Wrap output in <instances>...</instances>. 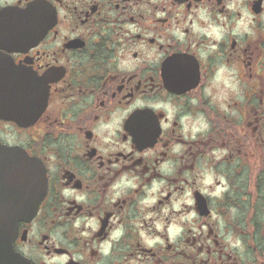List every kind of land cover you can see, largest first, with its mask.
Listing matches in <instances>:
<instances>
[{
    "label": "flooded vegetation",
    "instance_id": "obj_1",
    "mask_svg": "<svg viewBox=\"0 0 264 264\" xmlns=\"http://www.w3.org/2000/svg\"><path fill=\"white\" fill-rule=\"evenodd\" d=\"M22 159L11 264H264V0H0Z\"/></svg>",
    "mask_w": 264,
    "mask_h": 264
},
{
    "label": "water",
    "instance_id": "obj_2",
    "mask_svg": "<svg viewBox=\"0 0 264 264\" xmlns=\"http://www.w3.org/2000/svg\"><path fill=\"white\" fill-rule=\"evenodd\" d=\"M27 166L28 162L24 161L21 169H16V175L6 178L9 184H0V264L16 262L7 246L14 237L17 222L30 219L42 197L38 192V177L29 175ZM0 180L4 182V177Z\"/></svg>",
    "mask_w": 264,
    "mask_h": 264
},
{
    "label": "rangeland",
    "instance_id": "obj_3",
    "mask_svg": "<svg viewBox=\"0 0 264 264\" xmlns=\"http://www.w3.org/2000/svg\"><path fill=\"white\" fill-rule=\"evenodd\" d=\"M254 204H255V201H254V202H252V205H254ZM262 210L264 211V207L262 208ZM245 220H247V219H245ZM258 223H261V222H259V221H258ZM258 228H259V227H258ZM259 229H260V231H262V228H261V226H260V228H259Z\"/></svg>",
    "mask_w": 264,
    "mask_h": 264
},
{
    "label": "clouds",
    "instance_id": "obj_4",
    "mask_svg": "<svg viewBox=\"0 0 264 264\" xmlns=\"http://www.w3.org/2000/svg\"><path fill=\"white\" fill-rule=\"evenodd\" d=\"M206 182H207V183H211V179L209 178Z\"/></svg>",
    "mask_w": 264,
    "mask_h": 264
}]
</instances>
